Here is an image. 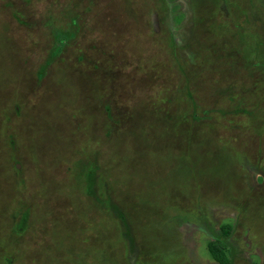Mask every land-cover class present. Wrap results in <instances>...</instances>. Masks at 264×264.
I'll use <instances>...</instances> for the list:
<instances>
[{
	"label": "rangeland",
	"instance_id": "1",
	"mask_svg": "<svg viewBox=\"0 0 264 264\" xmlns=\"http://www.w3.org/2000/svg\"><path fill=\"white\" fill-rule=\"evenodd\" d=\"M47 17L78 24L48 65ZM252 34L264 45V0H0V259L216 264L206 244L227 225L229 264H264V114L238 112L264 101L263 69L245 67ZM153 108L192 141L176 138L165 163L151 130H135L151 151L119 139L136 179L110 173L114 209L99 210L77 180L103 143L92 136Z\"/></svg>",
	"mask_w": 264,
	"mask_h": 264
},
{
	"label": "trees",
	"instance_id": "2",
	"mask_svg": "<svg viewBox=\"0 0 264 264\" xmlns=\"http://www.w3.org/2000/svg\"><path fill=\"white\" fill-rule=\"evenodd\" d=\"M263 6V5H262ZM55 22V23H54ZM46 23L48 25V31L52 40V46L50 47V54L47 57V61H46V65H48L52 59H54V57L61 53L62 50L66 47L72 44V42H74L75 39V35H76V31H77V23H76V19L73 18H68L66 17V19H62V22L57 20H52V19H46ZM72 27L76 28L75 32H72L71 29ZM252 45L250 47V50L248 52V54H251L252 57L251 59L247 58L245 56V54H243V56H245V59L247 58V64H246V68L251 67L253 69H258V70H262L264 71V45L261 42V39L259 36H256L254 34H252ZM251 37V36H250ZM254 39V40H253ZM72 40V42H71ZM261 42V45H260ZM259 43V44H258ZM247 52V51H246ZM245 52V53H246ZM78 61H81V58L77 59ZM42 66V69L45 68V66ZM250 68V69H251ZM224 71V70H223ZM258 74H261L260 71H258ZM216 85V84H215ZM86 86V85H84ZM89 88V86H88ZM87 88V89H88ZM242 91H245L244 89H242ZM225 93H228L227 95H224ZM242 93V92H241ZM224 96H226L225 100L226 102L228 101L227 97L228 95H232V93L230 94L229 92L225 91L224 92ZM263 96V95H262ZM230 97V96H229ZM250 98H253L251 96H249ZM190 98V97H189ZM242 98V97H241ZM244 100V98H243ZM253 100V99H251ZM250 100V106H248V108H246L243 105V101H242V106H243V110L242 109H238V112H241L242 114H244L246 117H250V120L253 121H258L260 122L261 119H259V114H264V108L261 107V104L264 102L263 100L259 103H257L255 100H253V102H251ZM191 103V105L194 103L193 101H189ZM239 107V106H238ZM153 119L156 121H159V124H157L156 126H151L150 125V121L148 120L149 116L152 115L150 110H146V111H138L136 110V116L135 114H133L130 111H123V117H115L114 119H117L118 121H113V122H109L104 123L103 127L101 129L102 132V136L99 135H95L92 136L96 139V141H102L103 143L98 144L95 143V147L91 146L90 143L86 144L88 147L91 146L92 149L88 150V152H90L91 155V159L88 160L89 163H87L84 167V169L80 172L81 174H78L80 177L77 178L78 182H81V188H80V192L83 193V195L91 202V204H93L96 208H98L99 210L101 209H106V210H110V208H112V210L114 209V205L111 206V192L110 190V186L111 184L108 183L107 178L109 176L110 173H112L114 175V178H116V180L118 182L124 181L123 173L124 172H128L130 175V180H135L136 177L135 175L136 173V168H133L132 171H128L126 170L129 167V164L123 159L124 153L121 152V150L118 152L119 148L117 147V143L118 140L121 139H127L130 141H126L129 146V148L124 151V152H131L133 151V153L135 152H140L143 148L151 151L153 145H149L150 140L148 139H143L141 136V132H143L144 130H151L152 132L155 133L154 136L157 135L159 137H164V144H162L164 147H162L160 149V152L162 151V153H164L163 155H165V163H168V160L166 159L168 157V155H171L170 153L176 151V146L178 143H176L174 140L177 138L178 142L181 144V142H186L189 143L190 140L192 141V135L189 134L190 132L184 129H180V126H178V123L176 122V120H174L171 115H167V113L164 116H161L159 113H156L155 108H153ZM200 109V108H199ZM198 109V110H199ZM159 109H157L158 111ZM147 112V114H142ZM120 114V113H119ZM197 114V113H196ZM200 116H203L205 114H207V111H201ZM222 114V112H221ZM226 113H223L222 115H224ZM229 114V112H228ZM220 115V114H219ZM199 116V115H198ZM192 115V120L194 121H201V119L203 117H198ZM221 116V115H220ZM262 116V115H261ZM79 120H77L76 122H78ZM264 126V123L262 124V127ZM121 129H123V131L121 132ZM118 130H120V132H118ZM136 131H138L140 133L141 136L140 139L138 140V143H136V138H138L136 136ZM84 133H82L83 135ZM147 138V137H146ZM148 138H151L148 136ZM179 138L181 139V142L179 140ZM159 140V139H158ZM134 143V144H133ZM133 144V145H132ZM156 144V143H155ZM102 148H104L102 150ZM156 148V146L154 145V149ZM154 154V151H152ZM170 152V153H169ZM105 154H109L111 157L109 158V160L111 161V164L109 165V167L107 168L105 166L104 163L100 162L99 157L101 158H105ZM130 153V154H131ZM104 155V157L102 156ZM180 157V155H178ZM127 159V157H125ZM183 159V158H182ZM124 161V162H123ZM105 162V161H104ZM122 163V164H121ZM127 164V168L125 167ZM116 165V167H115ZM16 165H14V168ZM173 166V165H170ZM112 167V170L111 168ZM130 169V168H129ZM17 171V170H16ZM104 176H103V174ZM128 173L126 175H128ZM77 175V176H78ZM122 175V176H121ZM125 175V176H126ZM135 177V178H134ZM117 183V182H114ZM120 183H117V185H119ZM110 185V186H109ZM112 188V186H111ZM23 214V213H22ZM123 218V217H122ZM122 218L120 217V221L122 220ZM26 220V213L24 212L23 216L21 217L19 224L18 225H22L24 223V221ZM124 219L121 221L122 224H125V222H123ZM16 224V226H18ZM14 226V227H16ZM18 228V227H17ZM15 229V228H14ZM223 236L222 238L219 237L211 242H207L206 247H207V251L208 254L210 256V258L217 264H229V255H228V249L226 247V245L223 243V238L226 237L229 234V226H223L221 228ZM17 233V232H16ZM4 241L1 240L0 245H4ZM4 247V246H3ZM6 250V248H4V251ZM69 260H71V258H69ZM74 260V259H72ZM4 261L5 264H9V257L4 255V257L2 259H0V262Z\"/></svg>",
	"mask_w": 264,
	"mask_h": 264
},
{
	"label": "flooded vegetation",
	"instance_id": "3",
	"mask_svg": "<svg viewBox=\"0 0 264 264\" xmlns=\"http://www.w3.org/2000/svg\"><path fill=\"white\" fill-rule=\"evenodd\" d=\"M134 253H135V250H133L132 254H134ZM132 258H133V257H132ZM164 263H166V262L164 261ZM164 263H163V262H162V263H161V262H160V263L158 262V264H164ZM130 264H132V263L130 262ZM216 264H217V263H216Z\"/></svg>",
	"mask_w": 264,
	"mask_h": 264
}]
</instances>
